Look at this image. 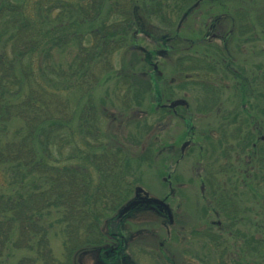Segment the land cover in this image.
<instances>
[{"label":"trees","instance_id":"16d2710c","mask_svg":"<svg viewBox=\"0 0 264 264\" xmlns=\"http://www.w3.org/2000/svg\"><path fill=\"white\" fill-rule=\"evenodd\" d=\"M160 3L161 0H0V258L4 250L10 255L11 251L27 252L17 262L6 264H72L73 251L93 243L100 234L101 219L129 196L132 185L122 181L128 162L123 164L120 153L105 149L99 156L82 154L78 141L96 134L101 111L91 100L81 106L78 103L103 74L113 71L109 55L127 49L135 31H142L139 10L146 13L151 8L157 13ZM250 5L253 7V0ZM256 14L255 22L264 20V15ZM249 16L239 17L241 30L231 31V25L223 41L235 37L243 42L244 33L255 39L257 34L247 21ZM161 17L163 24L173 23ZM179 32H174L178 40H189L185 49H192L194 38L187 39ZM213 49L217 64L221 62L223 66L225 57L230 60L228 47ZM65 53L72 54L67 61L62 60ZM207 56H199L201 60L197 55L186 56L193 66H186L185 73L200 64L209 67ZM117 72L137 103L151 86L154 99L158 102L162 98L153 79L139 73ZM232 75L239 84L238 75L234 71ZM240 77L244 105L247 98L254 99L249 106L259 114L254 118L249 110L246 119L248 128H257L258 140L264 137V104L257 101L258 97L264 100V76L259 88L252 85L254 79L248 74ZM66 90L75 91V108L70 112L68 100L63 97ZM211 98L217 104L214 94ZM122 102L121 107H129L130 98L126 96ZM251 135L247 130L245 139L251 140ZM258 144L264 148L262 140ZM85 145L91 148L90 143ZM110 149L114 150L112 146ZM263 155L264 151L260 153ZM69 158L91 160L100 176L93 181L89 173H81L79 163L67 165ZM261 162L264 166V159ZM260 183L263 181L257 179V185ZM263 189L264 186V198ZM52 227L62 237V262L49 246L47 234ZM261 243L264 248V235ZM9 254L6 258L11 257Z\"/></svg>","mask_w":264,"mask_h":264},{"label":"rangeland","instance_id":"374dc122","mask_svg":"<svg viewBox=\"0 0 264 264\" xmlns=\"http://www.w3.org/2000/svg\"><path fill=\"white\" fill-rule=\"evenodd\" d=\"M145 1L147 0H139L140 3ZM251 1L214 0L211 11L213 16H193L186 19L182 24L183 27L179 33L187 39L194 38L195 43L192 49H185V46L189 44L188 40L183 42L184 45L181 44L182 48L172 53L170 57L158 59V68L162 70L161 79H163L162 82L157 83L159 91L166 96L167 92L164 86L169 79H173L168 82L172 89L171 99L184 98L187 101L186 107H181L178 111L181 116L189 118L191 116L190 122L194 125L192 134H187L185 121L176 116H169L167 119L169 126L166 127V131H160L161 125L162 127L166 126V118L164 112L155 109L156 100L154 99L153 86H151V90L146 88L143 98H139L141 101L137 103L134 100V93L130 91L131 88L127 90V86L122 84L124 81L123 76L117 72H120V70H122L121 73L131 75L141 72L147 73L144 78L148 80L149 75L154 74L151 65L143 63L142 54L138 53L137 50H133L130 47L131 45L126 46L127 49L125 50L119 49L109 55L113 63V71L103 74L90 93L84 92L81 95L78 103L81 106L86 104V100H91L101 111L96 134L87 135L84 142L78 141L82 154L99 156L105 149H108V152L120 153L122 161L125 160L124 165L128 162L122 181H129L132 186L129 196L121 204L133 195V188L136 185L152 196L169 194L172 198L170 205L173 206L175 212L177 211V208L174 207L175 203L179 202L180 199L184 201V204L182 203L184 213L180 222L182 227L179 225L177 229L174 228L169 234L161 225L152 222L150 227H153L154 232L157 234L156 240H154V232L151 230L150 233L144 236L146 247H143L153 250L158 249L159 242L163 241V248L175 251V253L184 251L188 263L193 259L195 264H216V249L206 238L197 234V230L203 228V226L208 227V223L214 218V215L208 216L203 213H195L196 203L203 205L205 203L204 199L210 200L212 198L208 185L233 186L239 184L242 187L239 188L240 194H243L242 185L244 183L246 185L244 189L246 195L249 194V185L254 190L257 179L263 181L262 184L260 183L262 185L261 190L264 186V166H261L264 155L260 156V153L263 154L264 148L258 146L260 140L264 143V137L262 136L259 138L260 140H257V128L246 126L247 115L254 114V118H256V116L259 117V114L249 106V103L254 104V99L247 98L248 102L245 105L248 108H246L242 99L243 91L240 94V87H242L240 76L244 74L253 77L254 82H252V85L254 84L256 88L263 85L261 78L264 76V20L255 22V15H257L256 13L264 15V0H253V7L250 5ZM164 2L162 1V5H164ZM166 2L170 4L171 1ZM162 5L156 7V11L162 14H157L155 11L152 13V9L149 7L148 13H143L140 10L138 13L145 21V25L149 26L146 29L153 31L152 33L173 35L176 24H179L180 15H168L171 5ZM238 5H243L245 8H239ZM204 7H206V3ZM222 13L225 15L220 17ZM248 13L250 16L247 21L254 28V32L257 34L256 38L251 37L250 39L248 38L249 34L244 33L245 39L242 38L243 42L237 41L235 37L226 39L227 41L224 42L223 40L226 38L224 33L231 28V25H233L231 31L241 30L238 28L239 17L249 15ZM161 15L171 19L173 23L164 27ZM231 16L234 19H230ZM132 29L134 30L135 27H132ZM134 42L141 48L151 49L154 47L151 39L143 32L136 35ZM227 42L233 60H228V57H225L223 66H221V62L217 64L218 61H215L216 57L214 55L217 53L213 48H222ZM237 42L239 43L237 44ZM206 53L209 57L205 55ZM72 54L65 53L62 60L67 61ZM189 55H197L199 60L202 59L199 56H207L211 65L206 67V64H200L199 67L189 68V71L185 73L186 66H193V64L186 61L187 58L185 57ZM179 59L180 62L178 63ZM227 62L230 63L229 68L226 66ZM231 70L238 75L239 84L236 80L237 77L232 75ZM130 76H128L129 79H131ZM138 92L139 94L142 92V87H139ZM212 94L216 96L217 104L213 102ZM73 96H75L73 90H66L63 93V97L68 100L69 112L71 111L70 108H75ZM126 96L128 99L130 98V105L129 107L125 105L121 107ZM120 98L122 99L120 100ZM257 101L262 105L264 104V100L260 97L257 98ZM74 123L72 121L71 125H74ZM247 130L252 134L251 140L249 138L248 140L245 139ZM185 138H190L193 144L190 142L192 145L185 146L184 153L180 157L178 155L179 147ZM163 142L168 145L176 144L177 155L171 156L173 157L172 161L164 158L166 153L163 150L164 148L161 147ZM86 143H90V149L85 145ZM110 146L114 149L113 151H111ZM173 148L170 145L165 149L167 152L171 150L170 154L174 153ZM249 153L254 156H248ZM177 159L178 161L175 162ZM66 163L71 166L79 163L81 173H89L93 181H96L97 176H100L91 160L84 161V159H81L79 161L75 158H69ZM168 173H170V177L165 180L164 177ZM212 175L216 178V182L209 178ZM169 181L177 187L175 188V194L169 193ZM200 185L203 186L201 190ZM117 189H119V186H117ZM202 195H204V198ZM263 202L264 198L262 197ZM262 207L264 209V204H262ZM119 208L109 212L107 217L114 216ZM143 217L146 220L153 219L151 214ZM139 221L144 222V220ZM134 226H138L137 223ZM53 228L47 234L49 246L54 257L62 262L64 260L63 255L65 256V250L62 249V237ZM261 235H264V215ZM134 243L139 242L135 240ZM261 244L258 239L257 248H255L254 237H249L246 244L242 243V246H240L239 243L234 242L233 238H230L228 248L233 253H238V249H246V260H248L246 264H264V248ZM138 247L134 246V249ZM6 251H3L0 258L1 264L17 262L27 254L24 250L11 251V255L9 251ZM256 253L257 257H255ZM7 254L11 257L6 258ZM196 255L198 256L197 260L194 258Z\"/></svg>","mask_w":264,"mask_h":264},{"label":"flooded vegetation","instance_id":"af4514ba","mask_svg":"<svg viewBox=\"0 0 264 264\" xmlns=\"http://www.w3.org/2000/svg\"><path fill=\"white\" fill-rule=\"evenodd\" d=\"M162 1H165L163 4L166 6L171 5L168 15L175 16L179 14L180 18L186 16L184 21L193 16H213L211 11L213 9L214 0H161L160 5H162ZM166 1L171 2L170 4H167ZM205 3L206 7H204ZM146 12L148 13V11ZM151 12L153 11L151 10ZM157 13L162 14L160 12ZM184 21H182V24ZM182 24L177 23L174 32L180 31L183 27ZM141 25L143 26V29L142 31H135L133 42L135 41L136 35L139 32H143L151 39L154 47L151 49H145L141 48L136 44V42H134L131 45L133 46L132 49L135 51L137 50L138 53L140 52L142 54L141 59L143 63L149 66L151 65L152 73L154 74L149 75V78L153 79L157 83L162 82V70L158 68V59L162 57H170L172 53L177 51L179 48H182L181 44L185 41L178 40L179 36L174 33L173 35H160L152 33L153 31L151 30L150 32L146 29L149 26L145 25V21L142 20V17ZM163 26L166 27L168 25L163 24ZM224 46L228 47V42L224 44ZM227 53L230 55L229 50H227ZM230 59L233 60V57L231 56ZM139 74L145 77L147 73L142 72ZM172 80L173 79H169L167 84ZM167 84L164 86L167 92L166 96L162 95V92H160L162 98L155 103V109H159L164 112V117L166 118V126L162 127L161 125L160 131H166V127L169 126V123L167 122L169 116H176L185 121L187 125V134H192L194 132V125L190 122L191 116L190 118L181 116L178 111L181 107L185 108L187 104H178L171 107L170 103L174 99H171L172 91L170 92L169 89H172L170 88V85ZM190 142L192 143L190 138L182 140L178 154L180 157H182V154L184 153L185 146L190 145ZM170 145L171 147H174V153L169 154L171 150L167 152L165 148ZM170 145L163 142L161 146L164 148L163 150H165L166 153L164 158L168 159V161L173 160V157L171 156L177 155L175 149L176 144ZM177 161L178 159L175 162ZM169 177L170 173H168L164 179L166 180V178ZM209 178L213 180V182H216L214 175ZM242 186L243 194H240L239 188L242 187H240L239 184L233 186L209 184L208 187L211 190L210 192L212 194V198L210 200L204 199L205 203H202L203 205H200V203H196L195 205V213H203L208 216L214 215V218L208 223L209 226H203V228L197 230V234L206 238L207 241H209L216 249V264H246L247 250L238 249V253H233L228 248L230 238H233L235 243H239V245L242 246V243H244V245L246 244L249 237H254L255 248H257V240L259 239L261 241L263 207L260 188L262 185L259 184L255 186V191H252V186H249L250 190L247 195L246 191H244L246 185L243 183ZM168 187L170 189L169 193L175 194V188H177L176 185L173 186L171 181H169ZM202 187L203 186L200 185V190ZM202 197L204 198V195H202ZM129 199L134 200L135 202L131 208L121 214L114 215L111 218L106 217L103 219L99 225L100 234L97 235L96 240L93 243L85 244L81 248L73 251L71 255L72 264H195L193 263V259L188 263L187 257L184 255V251H178L175 253V251L163 248V241L159 242L158 249L153 250L151 248H144L146 247V238H144L145 234L150 233L151 230L154 232V228L150 227L152 222L161 225V227L165 228L169 234L171 230H174V228L177 229L182 221L184 213L182 211V206L184 204L182 199L174 205V207L177 208L176 212L174 211L173 206L171 207L170 205L172 198L166 193L163 196H152L143 188L137 192L133 188V195ZM153 199L158 200L155 201ZM147 214H151L153 219H143V216ZM139 220H144V222ZM135 223H137L138 226H134ZM153 235L154 240H156V232H154ZM135 240L139 243H134ZM134 246L139 247L134 249ZM255 257H257V253L255 254ZM194 258L197 260L198 256L196 255Z\"/></svg>","mask_w":264,"mask_h":264},{"label":"water","instance_id":"95a60500","mask_svg":"<svg viewBox=\"0 0 264 264\" xmlns=\"http://www.w3.org/2000/svg\"><path fill=\"white\" fill-rule=\"evenodd\" d=\"M185 103H186V102H185V100H183V99H176V100H174V101H172V102L170 103V106L173 107V106H175V105H178V104H185ZM135 190H136V192H137V191H139V190H142V188H140L139 186H136V187H135ZM153 200L157 201L158 199H153ZM134 203H135L134 200H130V201H128V202H127L125 205H123L122 208L119 210V214H121L122 212H125L126 210H128L129 208H131V207L133 206Z\"/></svg>","mask_w":264,"mask_h":264}]
</instances>
